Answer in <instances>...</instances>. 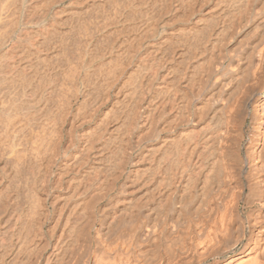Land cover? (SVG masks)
Masks as SVG:
<instances>
[{
	"label": "bare ground",
	"instance_id": "1",
	"mask_svg": "<svg viewBox=\"0 0 264 264\" xmlns=\"http://www.w3.org/2000/svg\"><path fill=\"white\" fill-rule=\"evenodd\" d=\"M0 264H264V0H0Z\"/></svg>",
	"mask_w": 264,
	"mask_h": 264
}]
</instances>
